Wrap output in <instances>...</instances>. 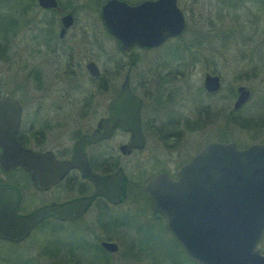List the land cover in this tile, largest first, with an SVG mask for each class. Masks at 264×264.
<instances>
[{"label":"rangeland","instance_id":"1","mask_svg":"<svg viewBox=\"0 0 264 264\" xmlns=\"http://www.w3.org/2000/svg\"><path fill=\"white\" fill-rule=\"evenodd\" d=\"M26 2L0 0V35L9 33L10 21ZM178 4L186 17V31L179 39L169 40L162 49L135 50L139 61L130 72L132 85L138 94L141 81L146 84V90L160 95H154L161 101L158 114H149L147 109L155 102L152 98L146 99L147 107L143 113L152 117V125L169 121L166 110L175 106L172 111L178 114V119L173 118L174 125L164 126V129L174 128L177 141L174 145L170 140L161 142L155 135H150L146 151L141 154L144 159L138 154L122 159L128 197L113 208V217L117 220L112 227H107L108 234L97 232V242L102 239L101 235L112 236L119 250L109 254L105 260L99 253L82 247V258L76 264H152L156 259L159 264L162 260L167 261V255L175 247L163 222L152 219L149 201L141 189L147 176L157 172L162 164L172 172L177 164L189 158L207 140L226 135L227 141L245 146L264 138V0H178ZM83 17L81 13L80 19ZM87 20L94 27L95 41L90 46L83 38L82 48L94 50L93 59L101 72L100 80H92L85 71V55L80 66H63L61 69L65 72L56 80L53 74L59 73L60 67L46 63L41 51L35 49L31 61L26 57L23 46L14 48L15 40L12 41L9 35L5 38L10 39L9 47L0 56V84L4 90L13 87L11 81L14 84L20 81L21 75L29 74L32 68L41 71V79L48 84L50 92L67 93L66 102L62 101L66 108L105 107L110 92L117 89L122 79L127 62L116 50L112 39L104 33L99 20L96 24L93 18ZM27 25L30 32L24 30L22 33L27 38L31 31L37 32L41 28L36 18ZM117 60L123 64L118 66ZM204 71L215 73L220 78V87L215 94L204 91ZM112 74L113 83L107 88L106 79ZM240 85L251 90V97L240 110L232 112L235 89ZM25 89L28 88L22 90ZM247 119L262 123L241 126V120L248 122ZM68 230L52 234L45 229L40 235L42 237L33 236L28 247L33 250L29 253L26 249L0 242V264H73L63 263V258L57 254L46 255L41 247L43 240L49 249L58 247L59 240L70 235ZM84 235L81 232L80 237ZM258 248H264V232ZM28 256L33 258L27 259Z\"/></svg>","mask_w":264,"mask_h":264},{"label":"water","instance_id":"2","mask_svg":"<svg viewBox=\"0 0 264 264\" xmlns=\"http://www.w3.org/2000/svg\"><path fill=\"white\" fill-rule=\"evenodd\" d=\"M38 3L49 6L54 5V0H38ZM98 12L105 30L122 51L133 45L155 47L168 37L179 35L186 24L176 0L144 1L137 5L102 0ZM86 68L91 75L98 74L93 62L87 63ZM202 86L207 92L217 91L218 76L205 71ZM250 95L248 87H236L232 110L237 111ZM7 106L13 110L11 113ZM109 107L115 124L130 135L129 142L120 150L126 153L131 148L142 147L140 99L130 91L127 76ZM17 120L18 107L0 96V167L3 171L19 166L30 175L36 187L43 188L57 181L67 169L77 167L83 177L94 183V195H101L113 204L122 201L125 177L120 168L111 176L100 177L89 172L85 160L80 161L81 146L94 141L95 132L79 139L73 159L62 162L60 175L45 184L42 163L29 161V151L16 142ZM142 191L151 203V215L164 219L166 229L191 262L264 264V254L257 247L264 231V139L244 147H238L234 141H207L178 166L173 179L166 172H160L144 181ZM91 199L84 197L61 206L54 204L19 217L15 213L16 194L8 186L0 185V238L20 241L45 216L70 219L81 214ZM100 244L109 252L117 249L114 242Z\"/></svg>","mask_w":264,"mask_h":264},{"label":"flooded vegetation","instance_id":"3","mask_svg":"<svg viewBox=\"0 0 264 264\" xmlns=\"http://www.w3.org/2000/svg\"><path fill=\"white\" fill-rule=\"evenodd\" d=\"M101 1L102 0H54V5L41 6L38 0H27L24 7L15 15L16 17L10 21L9 33L5 34L3 32V34L1 33L0 35V40H4V42L0 41V56H2V52L5 54V51H7L9 47L8 41H10V39L5 38L11 35L12 41L15 40L14 48L23 46L26 50V57L31 61L33 50L35 49L41 51V57L44 58L46 63L48 62L56 68L60 67L59 73L56 71L55 74H53L56 80L58 76L60 78L62 77L61 73L65 72L64 69H61L63 66H80L83 60L82 56L85 55L86 57L83 60L84 69L92 80L98 81L102 76L93 59L95 52L91 47L87 49L82 48L83 38L90 46L95 41L94 27H92V24H89L87 20V18H93L95 24L96 21L99 20L104 33L112 39L116 50L125 57L124 59L127 62V67L122 75V79L117 89L110 92L109 100L105 107L90 106L66 108L62 101L66 102L67 93L62 90H60L62 92L58 93L50 92L48 90V84L46 85L45 80L41 79V71H35L32 70V68L28 71L29 74L26 73V75H21L20 81H17L15 84L11 81L13 87H10L8 90H4L3 85L0 84V96L11 100L12 103L16 105V108L18 107V120L15 133L16 142L23 149L29 151L27 158L29 161L35 160L42 163V174L44 177V180H42L45 184H49L51 179L60 175L61 171L59 166L62 162H70L73 159L75 156V145L79 139L93 132H95L96 139L91 142L83 143L80 151H82L84 158L80 157V161H86L88 170L93 175L100 177L111 176L118 168H120L124 174V197L121 202L113 204L101 195H94L96 191L94 183L87 177H83L81 170L77 167L67 169L60 175L57 181L43 188L36 187L30 175L19 166L10 168L6 171H3L0 167V185L8 186L9 189L16 194L15 213L19 217H26L34 211L50 205L56 204L61 206L76 199L92 197L82 213L75 217L60 220L53 215H47L33 225V227L29 229L27 235L20 241L0 238V242L9 244L14 248L26 249V253H29L33 250V248L30 250L28 249L33 236L37 235L38 237H42L40 235L43 234L45 229L49 230L52 234H56L57 232L62 233V231L69 229L70 235L65 237L66 239L59 240L58 247L55 246L49 249V246L46 247L44 240L41 242L42 251H44L46 255L54 253V256L57 254L56 256L63 258V263L72 262L76 264L78 259L82 258V247L99 253L101 255L100 257L104 259H106L109 254H114L119 250V245L111 239L112 236L102 237L101 235L102 239L97 242V232L100 231L102 234H108L109 230L107 227H112L115 222L113 219V208L121 205L128 197L127 177L124 173L122 159L129 158L134 154H138L139 156L144 154L150 135H155L161 142L170 140L174 145L177 141V138H175L177 132H175L174 128L168 127V129H164V126L174 125L173 118L178 119V114L172 111L175 106L166 110L170 117L169 121L152 125V123H150L152 117L143 113L147 107L146 99L152 98L155 102L153 107L147 109L149 114L151 112L158 114L161 101L154 96L158 94L146 90V88H144L146 84L144 82L141 83V81L138 83L140 89L138 94L132 85L130 72L132 67L139 61L137 55L134 54L135 50L153 51L162 49V46H165L169 40L179 39L186 31V17L179 7L178 0H176V5L181 10L186 22L184 30L177 36L168 37L163 43L155 47L143 48L133 45L127 51L120 50L117 47L115 39L105 30L98 12L99 3ZM122 1L129 5H137L144 1L153 0ZM81 13L84 14L83 19H80ZM35 18L37 23L41 25V28H39L37 32L31 31L28 38L23 37L22 33L24 30L30 32L27 24L34 22ZM22 24L24 26L27 25L25 29ZM2 36H4V38H2ZM25 40H27V42L22 45ZM164 49L168 51L166 48ZM89 62H93L96 66L98 71L97 75H91L87 70L86 65ZM116 62L118 66L123 64L121 60H117ZM30 64L32 65V62ZM56 73L57 76L55 77ZM113 76L112 74L109 76V79H106L107 88L110 83H113ZM125 76L128 77L130 91L140 99L139 126L144 142L142 147L131 148L130 151L123 153L120 147L129 142L130 135L126 130L121 129L115 124L112 115H110V110L112 108L109 107V103L118 94L120 84ZM23 88L28 89L22 90ZM98 89L102 90L101 87ZM205 92L207 94H215L217 91ZM249 99L245 103H247ZM243 105L240 106L237 111L240 110ZM6 108L10 109L9 106ZM170 110L171 112L169 113ZM12 111L13 110L10 109L9 113ZM7 118H9L8 115ZM185 123L189 124L188 122ZM201 124H204V122ZM148 130L151 131V134L148 133ZM263 139L264 138H260L258 141L254 142H260ZM238 147L240 146L238 145ZM199 148H197L196 151ZM141 158L144 159L143 155H141ZM189 158L177 164L172 172L166 169L164 166L165 164H162L158 167L159 170L157 172L147 176V178L160 172H166L168 176L173 179L175 177V170L178 166ZM145 197L149 201L146 195ZM26 200H28V203ZM149 205L151 210L150 201ZM155 220L163 222L165 227L164 219L155 218ZM81 232L85 233L83 237H80ZM55 238L58 237L55 236ZM102 241L114 242L117 245L116 251L109 252L105 250L100 244ZM20 253L23 252L21 251ZM29 258L33 257L28 256L27 259Z\"/></svg>","mask_w":264,"mask_h":264},{"label":"trees","instance_id":"4","mask_svg":"<svg viewBox=\"0 0 264 264\" xmlns=\"http://www.w3.org/2000/svg\"><path fill=\"white\" fill-rule=\"evenodd\" d=\"M232 112H234V111H232ZM262 120L264 121V119H262ZM241 121H242V123L240 124L241 126H247V125L254 126V125H260L262 123V122H259L257 120L256 121H252V120H248V119H247L248 122H246V120H241ZM263 124H264V122H263ZM216 140H219V141H227V136L225 135L223 137L222 136L221 137H218ZM238 145L240 147H242L239 143H238ZM145 199H146V197H145ZM113 219H114V221L117 220L115 217ZM152 219L155 220V218H153V217H152ZM155 221L158 222V220H155ZM169 238H170V241L172 242L173 246L175 247L174 248V251L172 253H170V255L169 254L167 255V258H166L167 261H165V260L163 261L162 260V261H160L159 264H196V263L191 262L185 256L183 249L173 239L172 236L171 237L169 236ZM259 243H258V245H259ZM259 250L261 251V253L264 254V248H261ZM152 264H158L157 259L155 261H153Z\"/></svg>","mask_w":264,"mask_h":264}]
</instances>
